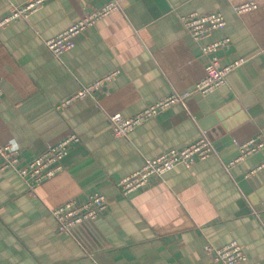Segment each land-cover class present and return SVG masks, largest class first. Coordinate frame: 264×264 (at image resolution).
Returning <instances> with one entry per match:
<instances>
[{
	"label": "crops",
	"instance_id": "0c3cea01",
	"mask_svg": "<svg viewBox=\"0 0 264 264\" xmlns=\"http://www.w3.org/2000/svg\"><path fill=\"white\" fill-rule=\"evenodd\" d=\"M27 1L0 0V19ZM109 1L118 9L79 33L72 48L58 57L47 48L46 39ZM242 1L44 0L0 26V145L17 146L24 164L70 133L79 137L63 170L32 190L0 169V264H223L204 244L232 241L246 253L238 264H264V149L227 166L241 143L264 136V0L239 15L233 5ZM195 11L224 15L226 25L203 39L230 38V51L218 50L222 64L245 59L205 95L193 89L206 58L179 18ZM114 70L92 96L56 108ZM172 92L189 94L114 136L109 115L131 116ZM202 131L213 154L120 191L118 181L145 158L184 147ZM93 192L107 199L102 216L59 231L50 209Z\"/></svg>",
	"mask_w": 264,
	"mask_h": 264
},
{
	"label": "built area",
	"instance_id": "2783aa9c",
	"mask_svg": "<svg viewBox=\"0 0 264 264\" xmlns=\"http://www.w3.org/2000/svg\"><path fill=\"white\" fill-rule=\"evenodd\" d=\"M43 1L28 0L23 5L11 7L9 13L0 19V26L13 19L25 18L30 12L41 5ZM257 7V1L244 0L233 5V10L240 15ZM117 9L118 4L115 1H109L103 6L90 11L57 35L46 39L44 42L47 48L55 56H60L64 51L75 45V37L79 33L94 24L99 18ZM179 18L192 38L200 43L201 53L206 58L205 74L196 82L193 92L203 95L208 94L225 85L229 72L242 64L245 59L240 57L228 64L221 63L218 50L226 48L230 51L231 40L227 36L203 42L207 34L226 25L222 12L195 11L187 15H180ZM261 53L264 56V49ZM117 73L118 70L111 71L91 83L82 85L74 93L60 101L56 105V108L61 109L76 99L92 96L99 87L112 80ZM2 94L3 89L0 85V96ZM188 94L172 92L149 103L128 117H124L120 113L109 115L108 119L114 136L125 137L135 127L155 117L171 105L177 103L184 104ZM77 142H79V137L75 133H70L58 143L38 153L24 164L20 160V149L12 143H4L0 145V169L13 170L25 181L27 187L32 190L36 185L63 170L65 159L70 153L71 145ZM262 149H264V136L258 134L255 137H251L240 144L237 157L231 160L227 166L234 165ZM214 152L212 141L202 131L194 141L184 147H171L155 157L145 158L143 164L138 169L118 181L119 189L124 195H127L132 190L149 185L154 177H161L177 164L190 167L196 160L204 159ZM252 171L254 170L250 172ZM107 205V199L103 194L93 192L82 202L73 199L65 201L51 208L50 213L55 219L57 229L61 232H68L71 228L82 222L93 221L101 217L107 209ZM204 249L214 260L223 264H238L246 259L243 245L236 241H232L221 247H216L207 242L204 244Z\"/></svg>",
	"mask_w": 264,
	"mask_h": 264
},
{
	"label": "water",
	"instance_id": "95a60500",
	"mask_svg": "<svg viewBox=\"0 0 264 264\" xmlns=\"http://www.w3.org/2000/svg\"><path fill=\"white\" fill-rule=\"evenodd\" d=\"M212 118H214V117H212ZM216 120H217V119L214 118L213 121L216 123ZM204 125H205V124L202 123V126H203L204 128H208V125H206V126H204ZM225 125H226V127L228 128V123H226ZM207 134H208V135H207ZM206 135H207V137H208L209 139L212 138V137L210 136V133H209L208 131H207ZM211 140H212V139H211Z\"/></svg>",
	"mask_w": 264,
	"mask_h": 264
}]
</instances>
